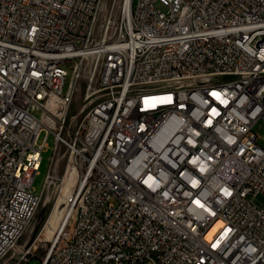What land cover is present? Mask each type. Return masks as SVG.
I'll return each mask as SVG.
<instances>
[{
  "label": "built area",
  "instance_id": "1",
  "mask_svg": "<svg viewBox=\"0 0 264 264\" xmlns=\"http://www.w3.org/2000/svg\"><path fill=\"white\" fill-rule=\"evenodd\" d=\"M104 1L0 0V260L34 256L20 239L52 133L43 188L69 173V192L49 264H264V0L101 19Z\"/></svg>",
  "mask_w": 264,
  "mask_h": 264
},
{
  "label": "rangeland",
  "instance_id": "2",
  "mask_svg": "<svg viewBox=\"0 0 264 264\" xmlns=\"http://www.w3.org/2000/svg\"><path fill=\"white\" fill-rule=\"evenodd\" d=\"M104 3L105 6L103 7L101 13V19H103L106 12L111 8L114 9V13L116 15H119L124 8L125 0H105ZM229 78H230L229 76H225L222 77L221 79L227 80ZM69 79L70 76L67 77L65 88L68 85ZM85 83L86 81L84 79L80 81L77 91V99H76V103L78 104L77 106L74 107L75 109H77V107L81 103ZM254 129L257 132V134L261 136L264 133V121L263 120L258 121L255 124ZM46 135L47 132L42 131L38 138L37 143L42 144L44 142ZM47 140L49 143V147L46 148L42 153L43 159L41 162V166L38 173L35 175L33 181V187L38 193L43 191L46 175L51 166V157L53 153V147L55 145L54 134L50 133ZM261 142L264 143L263 140H261ZM61 150H64V148H62ZM61 150L59 151L62 154L64 151L62 152ZM67 161H68V155L63 157L57 166L56 173L61 178L64 175ZM68 192H69V188L66 190L64 188L61 189V184L59 181L52 185L49 192L45 191L44 194L42 195L41 203L37 211L35 212L31 222L26 228L23 236L20 239V244L23 243L28 238H31L32 241L35 242L34 256L31 258V260L27 263L18 261L16 255H14V253H16L17 250L16 249L10 252V254L4 256L0 260V264H49L47 254L52 246L51 241L54 239L58 228L61 226V223L63 222V220H65L66 215L64 213L68 209V206L65 201V196L67 195ZM56 204L58 205L60 210L59 215L56 218H54L55 220L51 222L50 227L49 226L45 227L48 221L50 220L53 208ZM67 227L69 228V223Z\"/></svg>",
  "mask_w": 264,
  "mask_h": 264
},
{
  "label": "bare ground",
  "instance_id": "3",
  "mask_svg": "<svg viewBox=\"0 0 264 264\" xmlns=\"http://www.w3.org/2000/svg\"><path fill=\"white\" fill-rule=\"evenodd\" d=\"M127 2H128V0H126V4H127ZM104 6H105V3L103 4V7ZM154 88H155V79H148V81H145V82H144V80H137V91H139V92H152V91H154ZM52 111H55V110L52 108ZM47 115H49V112L47 113ZM51 123H52V125L54 124L53 122H51ZM93 167H100V159H93ZM65 178H66V180H65V184H64V189L66 190L69 188V173L66 175ZM45 191H46V188H43V191L40 193L36 192V195H43ZM59 212H60L59 207L56 204L53 208L50 220L48 221V223L46 224L45 227H47V226L50 227L51 222L53 220H55L54 218H56L59 215ZM49 252H50V255H57V244H52Z\"/></svg>",
  "mask_w": 264,
  "mask_h": 264
},
{
  "label": "water",
  "instance_id": "4",
  "mask_svg": "<svg viewBox=\"0 0 264 264\" xmlns=\"http://www.w3.org/2000/svg\"><path fill=\"white\" fill-rule=\"evenodd\" d=\"M29 239V242H31L32 241V239L31 238H28Z\"/></svg>",
  "mask_w": 264,
  "mask_h": 264
}]
</instances>
